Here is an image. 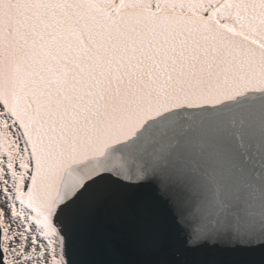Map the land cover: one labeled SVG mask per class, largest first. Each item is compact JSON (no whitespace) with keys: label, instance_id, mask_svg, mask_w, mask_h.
Returning <instances> with one entry per match:
<instances>
[{"label":"snow or ice","instance_id":"obj_1","mask_svg":"<svg viewBox=\"0 0 264 264\" xmlns=\"http://www.w3.org/2000/svg\"><path fill=\"white\" fill-rule=\"evenodd\" d=\"M0 264H264V0H0Z\"/></svg>","mask_w":264,"mask_h":264}]
</instances>
